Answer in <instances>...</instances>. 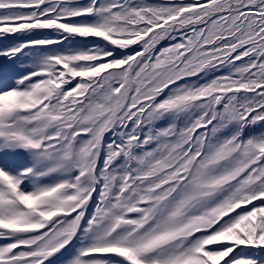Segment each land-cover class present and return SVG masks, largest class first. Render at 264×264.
<instances>
[{"label": "snow or ice", "instance_id": "snow-or-ice-1", "mask_svg": "<svg viewBox=\"0 0 264 264\" xmlns=\"http://www.w3.org/2000/svg\"><path fill=\"white\" fill-rule=\"evenodd\" d=\"M0 264H264V0H0Z\"/></svg>", "mask_w": 264, "mask_h": 264}]
</instances>
